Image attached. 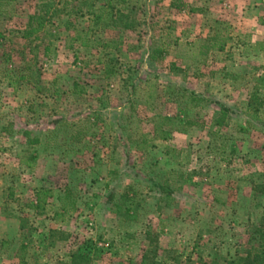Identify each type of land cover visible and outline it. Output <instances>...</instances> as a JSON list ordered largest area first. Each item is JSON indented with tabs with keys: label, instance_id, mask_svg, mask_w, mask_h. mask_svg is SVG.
Listing matches in <instances>:
<instances>
[{
	"label": "rangeland",
	"instance_id": "rangeland-1",
	"mask_svg": "<svg viewBox=\"0 0 264 264\" xmlns=\"http://www.w3.org/2000/svg\"><path fill=\"white\" fill-rule=\"evenodd\" d=\"M42 1H0V264H243L264 218V107L247 114L264 0H130L94 32L84 5L25 39ZM216 21L231 40L199 62ZM180 89L210 103L186 116ZM220 105L234 113L216 126ZM187 118L200 125L155 139Z\"/></svg>",
	"mask_w": 264,
	"mask_h": 264
},
{
	"label": "trees",
	"instance_id": "trees-1",
	"mask_svg": "<svg viewBox=\"0 0 264 264\" xmlns=\"http://www.w3.org/2000/svg\"><path fill=\"white\" fill-rule=\"evenodd\" d=\"M6 1V0H0ZM122 4L124 6L123 9H117L116 13L113 11H105V8L95 9V3L90 2L87 3V0H82L80 3H77L76 5H73L70 10L66 9L65 7H60L58 5V2L55 0H43L39 5L37 10L29 16V20L27 23L26 28L22 31V36L25 39H37L38 34L41 32H46L47 25L49 23H52L53 19L55 17L60 18L62 13L67 14L68 16L74 14H78L80 12L84 11L83 6H87V12L92 15L90 22H91V28L94 30L99 29L100 27L106 26L108 24H118V22L121 20V18L124 17H130L129 15H126L125 11H128L129 13L133 11V7L130 6V0H117L116 4ZM62 4L68 5L70 4L68 1L63 2ZM88 4V5H87ZM171 7L173 8H180L181 10H186L189 8V11L192 13H201L202 9L195 8V7H189L187 3L184 2V0H172ZM108 13V14H106ZM71 23H67V27ZM227 23L216 21V31L214 34L209 35L207 38H205L202 42V45L199 46V57L195 60H199V62H205L208 55L213 51H221L224 52L226 50V46L228 42L231 40V37L229 35L224 36L222 34V30L220 29L223 27V25H226ZM125 27H132L129 23H125ZM88 41V40H87ZM191 45H193L191 43ZM104 47H107L108 44H104ZM165 52L162 48H154V50L150 53L149 58L151 61H156L161 54ZM179 71H182V69H178ZM75 86V92H82L77 91L76 88H78V83L74 84ZM262 88H264V84L262 79L258 80L256 79L255 86L253 87V91L250 93L248 98V104H247V114L253 118H258L260 115V112L262 108L264 107V95L261 93ZM179 96L185 97L187 100V105L185 108V115L188 116V111L190 108H198V107H204L208 103H210V100L203 96H199L195 93H188L186 89H180L179 90ZM190 103L193 104L190 105ZM233 110L225 105H220L218 111L215 114L214 123L216 126H223L233 115ZM164 121L168 120V117H163ZM200 119L194 120L191 118L185 119L184 123L176 126V127H170L169 129H164V127H161L162 125H156L155 127V139L160 140H169L172 138V135L174 131H183L186 127H192V126H199L200 125ZM171 122H168L170 124ZM246 130V129H243ZM80 133L75 131L73 135H71V139L73 142H78L80 139L78 138V135ZM24 135L28 137L30 135V131H24ZM39 138H36L31 141L32 144L38 143ZM42 189L38 191L37 195V207L43 208L42 203L44 204L46 201V195L47 193L50 195L51 191L44 190L42 193ZM161 191L164 193L165 190L162 188ZM171 191H168L166 193L167 197H171ZM45 196V197H44ZM44 197V198H42ZM36 207V208H37ZM258 244L251 247L248 250L247 256L245 257V260L243 264H264V218L263 221L259 224L258 228ZM25 247V246H24Z\"/></svg>",
	"mask_w": 264,
	"mask_h": 264
}]
</instances>
